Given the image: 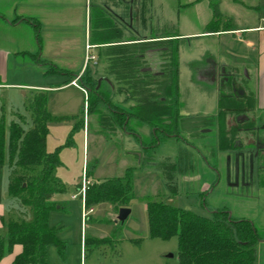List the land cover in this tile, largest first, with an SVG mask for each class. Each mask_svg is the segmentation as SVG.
Masks as SVG:
<instances>
[{"label": "rangeland", "instance_id": "1", "mask_svg": "<svg viewBox=\"0 0 264 264\" xmlns=\"http://www.w3.org/2000/svg\"><path fill=\"white\" fill-rule=\"evenodd\" d=\"M215 1L218 2L221 24L226 21L232 27L250 25L254 21L264 24V0ZM210 2L148 0L147 23H152L151 31L155 33L162 30L156 29L158 26L164 25L163 29L176 34L199 33L213 16ZM249 5L254 7L248 8ZM84 30L67 29L72 48L79 44V40L83 49ZM142 30L137 29V33L140 34ZM223 37H201L190 39V42H178L179 113L187 115L184 118L213 116L214 124L202 129L209 130V133L203 134L201 130L198 135H190L181 129L180 120L179 131L186 141L173 138L162 141L153 152L143 154V158L151 156L150 160L142 158L139 162V159L130 158L128 165L121 163L124 150L133 149L136 142L124 132L115 137L119 127L105 108L87 115L85 91L68 87L44 93L45 108L50 116L72 117L67 122L47 125L45 147L57 153L60 165L55 170V177L63 187L62 193L52 197L53 201L61 204V208L56 206L48 217V224L55 228L56 237L63 248L60 252L57 247L48 246L47 264H178L176 237L162 240L149 236L145 204L152 199H161L204 217L217 209H226L233 218L247 219L258 233H264V170H261L264 169V159L260 162L256 152L251 149L231 154L230 151L220 150L219 146L220 127L224 122L217 116L219 83L230 77L234 82H231L232 85L238 88L245 76L253 72L250 63L245 65L227 53ZM83 53L80 60L76 56L72 58V71L80 72L86 66L91 68L92 61L88 63V56ZM200 59L205 61L203 66L193 63V60ZM54 62L63 68L59 60L55 59ZM212 62H215L214 69ZM48 77L53 84L57 81L60 83L61 76ZM222 86L226 90L233 89V86ZM242 90L237 91L236 95L239 96ZM237 100L242 102L240 96ZM30 101V93L25 89L0 88V118L5 132V163L0 166V205L4 209V223L10 219H30L29 208L24 207L18 198L7 195L9 179L20 174L22 168L16 163V158L8 163L6 153L9 126L17 120L16 116L22 118L24 130L31 127L30 112L26 109ZM245 110L244 114H240L242 116L225 115L232 126L235 124L234 117H249L255 121V134H247L242 130L235 132L241 144L255 140L259 132L264 134V111ZM131 125L134 123L131 122ZM191 144L196 147L192 148ZM133 164L140 166L131 173L130 199L125 207L129 209V214L125 220L116 221L119 209L115 210L106 202L93 205L92 211L82 219V202L76 194L77 185L83 179V171L86 168L93 169L94 180L87 178L93 184L95 180L100 182L107 178L122 177L128 168L133 169L129 167ZM36 171L34 169L32 173ZM0 236L6 237L5 226L0 230ZM101 238L106 240L97 241ZM253 248L255 264H264V240L257 241ZM8 254L6 252L4 257L7 258Z\"/></svg>", "mask_w": 264, "mask_h": 264}, {"label": "trees", "instance_id": "2", "mask_svg": "<svg viewBox=\"0 0 264 264\" xmlns=\"http://www.w3.org/2000/svg\"><path fill=\"white\" fill-rule=\"evenodd\" d=\"M212 7V20L207 25V31H225L226 26H220V13L218 2L210 0ZM143 20V13H141ZM152 41L147 47L162 52L164 63L162 65L161 80L139 84L135 82L137 90L146 86V96L135 97V106L124 109L112 102L109 93L96 87V81L86 70L85 77H80L78 82L86 91V110L96 113L105 108L112 120L121 128H131L130 120L136 126H147L151 135L147 139H141L144 154H150L162 142L168 138L185 140L179 131L181 129L190 135H198L202 129L210 128L214 124L213 116H196L184 118L179 109L178 90V40L175 32L166 29L158 32L152 31ZM142 46V45H141ZM159 49H162L159 51ZM49 72L69 75V72L60 68L49 66ZM232 78H229L225 86H230ZM68 83V81L66 82ZM232 89L226 90L219 86L217 101V116L224 119L220 127L219 146L222 151L236 149L235 143L239 141L235 132L242 130L248 134L255 126V121L249 117L245 120L234 117V125H230V119H225L227 113L244 114L245 109L251 110L249 100L241 97L237 100ZM30 112L31 127L24 130L20 115L16 121H12L8 130L7 159L11 163L16 158V163L22 168L20 174L9 179L7 195L18 198L20 203L29 208L30 219H10L6 222V237L0 236V260L6 252H11L14 245H20L21 251L16 254L10 264H47V247L53 245L61 252L63 246L56 237V230L49 226L48 217L51 210L61 204L52 200L56 194L63 192V187L55 177V170L60 161L56 152L48 151L45 147L47 125L50 123H62L72 117L50 116L45 108V98L39 94L26 105ZM242 116V115H240ZM4 123L0 118V166L5 163L4 148ZM139 140V139H138ZM148 157V158H147ZM146 160L151 156L147 155ZM36 169V173L32 171ZM130 171V172H129ZM133 169H127L122 177L107 178L93 183L85 193L84 208L89 209L93 205L106 202L115 210L126 207L130 199L131 173ZM91 169H86L88 178ZM79 186V185H78ZM145 212L148 224V232L151 238L168 240L177 239L178 264H255V251L253 245L257 241L264 240V233H258L253 223L247 219H235L226 209L212 211L208 217L194 214L180 209L177 206L166 203L161 199L148 200L145 204ZM106 238L97 241H105Z\"/></svg>", "mask_w": 264, "mask_h": 264}, {"label": "crops", "instance_id": "3", "mask_svg": "<svg viewBox=\"0 0 264 264\" xmlns=\"http://www.w3.org/2000/svg\"><path fill=\"white\" fill-rule=\"evenodd\" d=\"M147 1L0 0V88L25 89L29 91L31 100H33L35 96L44 95L48 90L75 87L70 85V82L75 77H85L87 70L96 81V87L106 90L113 103L124 109H131L135 106V97L147 95L146 86L143 85L140 90H137L135 82L141 85L162 79L164 63L162 52L146 45L152 41L151 29L153 28L152 23L149 25L147 23L149 13ZM247 7L253 8L254 5ZM141 13H143V20ZM211 20L212 18L206 22L202 32H177L176 39L178 42L180 40L190 42L193 38L224 36L222 42L227 53L244 62L245 65L250 63L249 67L253 69L252 75L245 76L243 82L240 83L239 88L243 90L239 96L248 99L254 111H264V24L254 21L250 25L232 27L226 21L227 24H223L226 27L217 28V30H228L216 31L215 28L210 32L206 28ZM162 27L165 25L158 26L156 29H163ZM75 28L85 29L83 49L79 40V44L73 48L70 45L72 40L68 37L67 29ZM137 29L144 30L138 34ZM86 45L90 48L85 49ZM73 51L77 52L73 53ZM83 51L88 56L87 62L92 61L91 68L88 69L86 66L80 72L72 71V58L76 56L80 60L83 57ZM55 59L63 65L60 69L69 72V75L49 72V66L59 68L54 62ZM193 61L200 66L205 63L202 59ZM214 63H211L212 69L215 68ZM49 75L61 76L60 83L59 81L54 84L50 82ZM179 82L178 46V85ZM250 84H252L251 88ZM75 88L80 91L83 89L80 84ZM23 94H25L24 91ZM86 112L87 115L91 114L87 110ZM127 122L134 129V133L121 128L114 122L119 127V132L115 134V137L124 132L136 142V147L124 150V160H121V163L125 166L128 165L130 158L139 159V162L142 160L144 151L141 139L145 140L151 135V130L147 126L131 125L130 120ZM82 127L84 128V122ZM202 133H209V130H202ZM259 138L264 141V134H260ZM138 166L140 165L133 164L129 167L134 170ZM92 175L93 169H91L89 178L94 180ZM4 220V209L0 205V230L6 224ZM20 251V245H14L8 257L3 256L0 260V264H10Z\"/></svg>", "mask_w": 264, "mask_h": 264}, {"label": "flooded vegetation", "instance_id": "4", "mask_svg": "<svg viewBox=\"0 0 264 264\" xmlns=\"http://www.w3.org/2000/svg\"><path fill=\"white\" fill-rule=\"evenodd\" d=\"M229 78L230 77L224 78V81L221 82V83H219V85L220 86L221 85H225V83L228 81ZM231 82H232V80H231ZM232 83H234V82H232ZM232 83L230 84V86H233V89L232 90H233L235 96H237L236 95V92L237 91L241 92V88H239V87L236 88V86L232 85ZM239 119H241V117H239ZM243 119H245V118L243 117L241 120H243ZM259 126H261V125H259ZM256 130H257V128H256V124H255V126H253L251 128L250 132H248V133L255 134L256 133ZM260 134L261 133L259 132V136H257L255 140H247V141H245L246 144L243 143L244 145L241 144V143L236 142L235 143V147H237V148L234 149V150H232V151H230L231 154H236L238 151H243V150H249V151L252 150L253 152H256L255 154L258 156V158H259V160L261 162V160L264 159V141H261L260 140V138H259L260 137ZM262 164H264V163H262ZM261 170H264V169H261ZM261 170H260V172H262Z\"/></svg>", "mask_w": 264, "mask_h": 264}, {"label": "built area", "instance_id": "5", "mask_svg": "<svg viewBox=\"0 0 264 264\" xmlns=\"http://www.w3.org/2000/svg\"><path fill=\"white\" fill-rule=\"evenodd\" d=\"M90 46L86 45L85 49H89ZM78 80L79 77H75L71 82L70 85L78 87ZM84 91V89H82ZM91 181L89 179H87L86 175H85V170L83 171V179L82 182L79 184V186L77 187V194L76 197H79L81 202H82V206H81V218L84 219L86 218L87 214L90 213L92 211V208L86 209L84 208V199H85V193L86 190L88 189V187L91 185ZM75 196H72V198H74Z\"/></svg>", "mask_w": 264, "mask_h": 264}, {"label": "water", "instance_id": "6", "mask_svg": "<svg viewBox=\"0 0 264 264\" xmlns=\"http://www.w3.org/2000/svg\"><path fill=\"white\" fill-rule=\"evenodd\" d=\"M128 214H129V209L125 207L119 208L117 216H116V221L123 222Z\"/></svg>", "mask_w": 264, "mask_h": 264}]
</instances>
